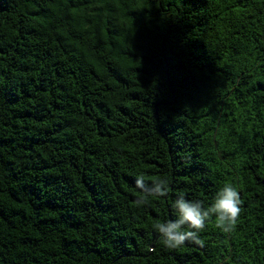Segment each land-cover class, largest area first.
Instances as JSON below:
<instances>
[{
    "label": "trees",
    "instance_id": "obj_1",
    "mask_svg": "<svg viewBox=\"0 0 264 264\" xmlns=\"http://www.w3.org/2000/svg\"><path fill=\"white\" fill-rule=\"evenodd\" d=\"M0 264H264V0H0Z\"/></svg>",
    "mask_w": 264,
    "mask_h": 264
},
{
    "label": "clouds",
    "instance_id": "obj_2",
    "mask_svg": "<svg viewBox=\"0 0 264 264\" xmlns=\"http://www.w3.org/2000/svg\"><path fill=\"white\" fill-rule=\"evenodd\" d=\"M136 187L141 190V197L137 204L147 202L150 195L167 196L168 181L161 178L153 181L152 188H146L143 174L136 181ZM241 198L234 186L225 184L215 195L211 206L205 208L203 201L187 200L183 193L172 203V209L177 215L175 221L157 222L153 228L159 233L163 245L170 249H177L191 241L201 244L199 234L207 226V221L215 217L216 227L224 233H231L241 214Z\"/></svg>",
    "mask_w": 264,
    "mask_h": 264
}]
</instances>
